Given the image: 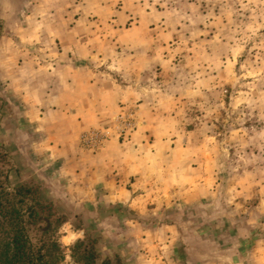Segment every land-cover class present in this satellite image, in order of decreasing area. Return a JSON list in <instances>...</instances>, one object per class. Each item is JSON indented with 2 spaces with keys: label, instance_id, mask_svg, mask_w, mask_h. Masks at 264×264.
<instances>
[{
  "label": "rangeland",
  "instance_id": "obj_1",
  "mask_svg": "<svg viewBox=\"0 0 264 264\" xmlns=\"http://www.w3.org/2000/svg\"><path fill=\"white\" fill-rule=\"evenodd\" d=\"M31 26L50 36L47 53L34 56L39 64L78 47L68 58L88 63L127 93L106 128L110 140L91 151L82 148V135L76 154L134 137L156 149L173 145L169 156L149 158L157 175L172 178L156 184L172 189V199L154 200L153 212L112 206L97 218L115 216L114 224L98 231L86 210L76 213L58 197L67 182L43 165L34 149L39 139L15 118L16 99L0 78V173L12 185L36 189L54 221L61 218L53 229L62 264H77L72 249L87 238L113 264L133 257L136 264H157L173 251L196 264H264V0H0V46L5 37L7 46L20 45L16 34ZM7 53L12 67L18 56ZM130 115L136 129L119 137L117 121ZM178 186L183 190L175 195ZM30 238L37 245L42 237L33 230Z\"/></svg>",
  "mask_w": 264,
  "mask_h": 264
},
{
  "label": "crops",
  "instance_id": "obj_2",
  "mask_svg": "<svg viewBox=\"0 0 264 264\" xmlns=\"http://www.w3.org/2000/svg\"><path fill=\"white\" fill-rule=\"evenodd\" d=\"M18 35L22 41L20 45L7 46L10 38L5 37L0 46V78L7 80L6 85L16 99L12 100L15 118H23L27 131L39 139L34 149L43 165L54 167L56 175L67 182L60 191L57 192L56 188L58 197L71 206L74 204L76 213L86 210L87 215H91L89 223L101 232L114 224L115 216L99 223V212L110 214L112 206L129 214L139 213L142 209L153 212L158 207L153 210L154 200L166 199L168 194L172 199V189L162 186L158 190L156 185L158 182L170 184L172 178L157 175L156 165L153 166L149 158L157 157L158 153L169 156L173 145L156 149L154 145L144 144L134 137L127 145L111 142L96 154H76L74 151L83 134L90 130H104L120 116L127 99L125 90L101 72H95L88 63L79 64L77 59L68 58L75 55L78 47L59 51L55 54L59 56L58 61L39 64L34 56L40 52L47 53L49 48L44 41L50 36L34 30L32 26L16 37ZM9 51L14 58L22 59V63L16 59L18 63H12L11 67L6 58ZM145 127L144 124L142 128ZM164 167L169 168L170 165L165 164ZM164 172L166 174V170ZM175 172H179L177 167ZM174 190L182 193L183 187L178 186ZM133 222L127 224L132 225ZM80 231L75 232L77 238L84 234ZM120 244H115L113 249L119 250ZM129 245V241L125 243V247ZM165 257V260L154 261L157 264H196L180 252L173 251L171 256ZM135 260L130 258L127 264H136Z\"/></svg>",
  "mask_w": 264,
  "mask_h": 264
},
{
  "label": "trees",
  "instance_id": "obj_3",
  "mask_svg": "<svg viewBox=\"0 0 264 264\" xmlns=\"http://www.w3.org/2000/svg\"><path fill=\"white\" fill-rule=\"evenodd\" d=\"M4 155L1 154L0 158ZM52 206L33 187L12 185L9 176L0 173V264H62L65 260L62 245L56 239ZM37 230L40 242L32 243L30 233ZM54 234V235H53ZM95 240L79 241L72 249L77 264H113L102 260L93 244ZM91 242L93 244H91Z\"/></svg>",
  "mask_w": 264,
  "mask_h": 264
},
{
  "label": "built area",
  "instance_id": "obj_4",
  "mask_svg": "<svg viewBox=\"0 0 264 264\" xmlns=\"http://www.w3.org/2000/svg\"><path fill=\"white\" fill-rule=\"evenodd\" d=\"M133 115L126 116V118H119L117 121V127L116 131L119 134V137H123L128 132L134 131L136 129V124L133 120ZM112 133L109 129L105 130H91L89 132H86L81 137V145L82 148L96 151L99 150L104 146L106 142H108L111 138Z\"/></svg>",
  "mask_w": 264,
  "mask_h": 264
}]
</instances>
